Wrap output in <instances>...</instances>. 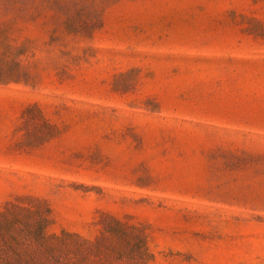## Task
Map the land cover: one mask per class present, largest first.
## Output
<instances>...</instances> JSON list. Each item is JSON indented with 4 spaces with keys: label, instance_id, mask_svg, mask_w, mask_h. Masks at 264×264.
Instances as JSON below:
<instances>
[{
    "label": "rangeland",
    "instance_id": "rangeland-1",
    "mask_svg": "<svg viewBox=\"0 0 264 264\" xmlns=\"http://www.w3.org/2000/svg\"><path fill=\"white\" fill-rule=\"evenodd\" d=\"M0 264H264V0H0Z\"/></svg>",
    "mask_w": 264,
    "mask_h": 264
}]
</instances>
